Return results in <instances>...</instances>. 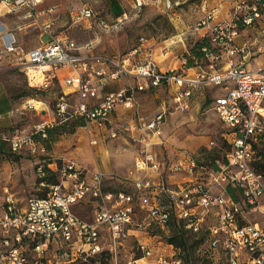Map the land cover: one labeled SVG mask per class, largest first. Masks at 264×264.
I'll use <instances>...</instances> for the list:
<instances>
[{"label": "built area", "instance_id": "built-area-1", "mask_svg": "<svg viewBox=\"0 0 264 264\" xmlns=\"http://www.w3.org/2000/svg\"><path fill=\"white\" fill-rule=\"evenodd\" d=\"M4 1L11 10L28 8L27 18H42L37 8L43 0ZM126 1L137 9L153 0ZM94 17L92 7L81 11L82 19ZM126 17L99 18L98 23L107 32H117ZM259 22H264V0H235L227 19H217L215 11L207 13L197 29L204 31L202 37L210 46L201 49L200 57H184L181 68L170 71L160 68L144 38L127 54L115 57L94 54L90 44L81 46L52 33L50 41L26 50L13 33L4 34L0 64L5 53L19 56L29 88L58 93L54 122L36 125L30 135L16 132L4 138L14 152L36 155L35 136H46L48 128L72 119L86 122L90 133L94 125L113 139L128 135L138 148L130 176H108L102 169L90 170L70 160L59 168L39 165L37 175L41 187L48 188L46 194L28 199L21 208L9 197L0 210V264H122V251L131 238L142 256L127 264H184L177 251L169 254L167 246L175 249L174 245L153 244L156 233L146 231L156 227L167 232L174 222L192 234H204V252L220 250L224 264H264V221L250 219L252 214L264 217V173L255 166L264 152V59L251 65L257 56L264 57V36L240 42ZM44 28L51 29V24ZM220 58L227 60L223 70L216 68ZM188 68L196 73L188 75ZM122 78L132 83L100 100V89ZM205 87H222L226 92L212 97L213 110L231 132L226 160L210 169L186 154L163 160L157 148L165 145L168 115L186 112ZM160 89L172 93L173 104L163 103L159 114L147 120L138 112L139 94ZM26 107L51 116L33 100ZM120 107L135 114L116 122L113 115ZM178 174L184 175L183 181L170 182L169 177ZM50 178L58 182L49 184ZM229 188L236 190L238 199ZM87 198L95 203L91 222L72 211Z\"/></svg>", "mask_w": 264, "mask_h": 264}, {"label": "rangeland", "instance_id": "rangeland-1", "mask_svg": "<svg viewBox=\"0 0 264 264\" xmlns=\"http://www.w3.org/2000/svg\"><path fill=\"white\" fill-rule=\"evenodd\" d=\"M112 1L123 2L127 13L123 28L117 32H107L98 23L99 18L110 21L113 19L111 16L123 11L118 3L111 4ZM219 1L153 0L149 5L133 9L124 0H47L44 7L49 4L55 7L56 35L68 36L81 45L91 44L98 54L121 57L144 38L147 40L146 44L152 46L157 62L162 63L166 60L177 66L178 59L182 64L183 58L189 54L192 56V48L203 39V31L197 29L198 23L207 13L217 9ZM226 1L225 8L231 10L235 0ZM85 6L92 7L97 17L82 19L81 11ZM257 36H264V22L255 24L244 33L240 42H252ZM19 58L13 54H3L0 64V137L3 140L16 132L30 135L36 130V125L46 120L54 122L53 102L57 100L58 93H55V90L40 92L29 88L18 65ZM256 59L251 61V65L257 66L264 57L257 56ZM226 63V58H220L216 68L223 70ZM180 64L177 67L181 66ZM202 93L204 94H197L186 112L171 116L168 125L163 129L165 145L157 148L163 160H177L179 156L186 154L210 169L226 158L229 150L222 135L225 126L212 109V97L221 96L225 92L222 87H215L214 90L212 87H206ZM155 98L150 96L142 101L143 106L139 107V111L143 115L153 117L158 113L161 99ZM30 100L45 103L44 106L36 101V104L44 106L40 108L48 110L51 116L43 117L35 110L28 109L26 106ZM146 101H149L146 104H150L151 107L144 106ZM87 126V123L80 119H72L66 124H55L51 133H46V136H35L34 139L38 143L36 155L28 151L14 152L10 143L6 141L7 146L0 154V210L2 211L5 200L9 197L13 198L18 208H21L28 199L46 194L48 188L44 190L41 187L37 175V168L41 164L46 168L49 164L53 168L56 166L59 168L64 160H74L90 169L100 168L108 176H130L138 144L128 135H120L116 139L106 133L97 135L98 132L96 133L97 130L93 125L90 133L85 129ZM92 140H97V144L93 145ZM261 163L264 165V156ZM261 170L264 172V168ZM56 181L50 178L48 183H57ZM109 184H112V181ZM119 184L117 182L116 188ZM114 186L115 182L110 188L114 189ZM72 211L82 215L81 210L76 206L72 207ZM250 219L253 222L264 221V217L260 214H252ZM146 231L157 234L153 244L162 242L164 246L168 244L172 234V231L163 232L156 227ZM145 237L142 236V239L144 240ZM197 240L200 239L188 237V245H192ZM137 245L134 238L127 242L126 250L122 251V264H127L131 258L142 256ZM174 247L176 250L167 246L169 254L177 251L185 264H193L191 259L187 263V253L182 248ZM205 250L206 248L200 244L197 248L190 249V252L192 256L195 254L202 258L203 264H213V262L224 264L225 257L220 250L208 252L209 254L205 253Z\"/></svg>", "mask_w": 264, "mask_h": 264}, {"label": "crops", "instance_id": "crops-1", "mask_svg": "<svg viewBox=\"0 0 264 264\" xmlns=\"http://www.w3.org/2000/svg\"><path fill=\"white\" fill-rule=\"evenodd\" d=\"M46 1L47 0H43V2L37 8L42 13V18H41V20H39L37 18H27V14L29 13L28 8L23 7V8H17L15 10H11V8L5 3L4 0H0V52L1 53L5 50V44L3 41L4 34L13 33L14 36L16 37V39L18 40L19 44L21 46H23L26 50H32V49L38 47L39 45H41L42 43L50 41L51 36L49 33L56 35L54 32V30H55V28H54V26H55V14H56L55 7H53L52 4H49V5L44 7V4ZM49 1H51V0H49ZM124 1H125V3H127L130 6V4L126 0H124ZM115 2L121 6V8H122L121 10H123V11L121 13H118L115 16H111V17H113V19H111L110 21H115L119 18H123L124 15H127L124 3L120 2V1H112L111 4H114ZM230 4H231V2H230ZM226 6H227L226 0H220L219 1L217 9L214 10L216 13L217 19H219V20L227 19L230 16V13L232 12V9H233V4H232L231 10L230 9L227 10L225 8ZM85 7H87V6H85ZM88 7H90V6H88ZM51 9L53 10L52 13L49 12V10H51ZM45 24H51V29L45 30V28H44ZM56 36L68 37V36H61V35H56ZM68 38H70V37H68ZM79 45H81V44H79ZM84 45H87V44H84ZM183 45L185 46L184 42H183ZM81 46H83V45H81ZM147 46L151 47L153 57L155 58V53L152 49V46H150V44ZM94 50H95V47L92 46L91 52L94 54H98ZM178 61L180 64V59H178ZM158 63H159L160 68L164 71H170V70H175V69L181 68V66L177 67L179 64H177V66H174L173 62L166 61V60L163 61L162 63L161 62H158ZM186 72L188 73V75L192 76L196 73V69L195 68H188L186 70ZM128 83H132V82L127 78H122L121 80L114 81V82L111 81L106 88L100 89V100L103 99V97L106 93H108L110 91H118L119 89L126 86V84H128ZM212 89L214 90L215 87H212ZM203 94L204 93L200 92V95H203ZM171 95H172V93L168 92V90H166V89H160L155 93L139 94V97H138V100L140 103L139 107L143 106L142 101L145 100V98H148L150 96H155L156 97L155 99H161V103H160L159 108H158L159 111H158V113L155 114V116H156L157 114H159L160 109H161V105L163 103H168L170 106L173 104L172 99H171ZM196 97H197V95H196ZM213 97H215V95ZM212 101H213V99H212ZM193 102H192V104H193ZM146 103H149V101L144 102V106H150L151 107L150 104L148 105ZM212 109H213V104H212ZM138 112L140 113L141 116H143L147 120H150V119L155 117V116L148 117L146 115H143L139 111V108H138ZM134 114H135L134 110L125 111L123 108L120 107L115 112V114L113 115V118L116 122H120L123 120H129L130 118L133 117ZM173 115L174 114L168 115L167 122H166V125L164 126V128H166V126L169 123L170 117ZM94 128H96V127L94 126ZM96 130H97L96 133L98 132L97 135H101L104 133L108 134V132L105 130H99L97 128H96ZM102 136H104V135H102ZM104 139H105V136H104ZM23 152L24 151L19 152V153H23ZM136 153H137V150H136ZM136 153H135V155H136ZM135 155H134V157H135ZM64 161H66V160H64ZM70 161H74V160H70ZM74 162L76 164H78L79 166L88 168L87 166L81 165L76 161H74ZM88 169H90V168H88ZM98 169H100V168H95V169H90V170L95 171ZM183 176L184 175L178 174L176 176L169 177V180H170V182L183 181V179H184ZM75 206H76V208H78L82 212L81 213L82 215H77V216H79L81 219H83L87 222H91L93 220V216H94V208L93 207L95 206V203L92 202V200L87 198L86 200H84L78 204L73 205V208Z\"/></svg>", "mask_w": 264, "mask_h": 264}, {"label": "trees", "instance_id": "trees-1", "mask_svg": "<svg viewBox=\"0 0 264 264\" xmlns=\"http://www.w3.org/2000/svg\"><path fill=\"white\" fill-rule=\"evenodd\" d=\"M204 46H210V42H209L208 38L202 39L200 42H198L192 48V51H193L192 56L200 57L202 55L201 49ZM68 122H66V123H68ZM66 123H64V124H66ZM51 129H53V128H48L47 129V133H51ZM230 133L231 132L227 128H225V131L222 134L223 138H224V142L227 145L229 151H230V147H231V144H230L231 141L230 140H232L231 137L228 136ZM6 146H7L6 140H3L0 137V154L3 153V151L6 148ZM263 156H264V152H260V154H259L260 158L255 163L256 168L259 171H261V172H263L261 169L264 168V165L261 163V159H262ZM225 160H226V158L223 161H225ZM214 167L217 168V163H216V165ZM229 192H230L232 197H234L235 199H238V194L236 193V190H234L232 188H229ZM168 230L170 232L172 231V234H171V236L169 238L168 244H171V245L177 246L179 248H182L183 251L187 253V256H186V259H188L187 263H189L191 260H193V264L194 263L196 264L198 262H202V264H203L202 258H199V256H195V254H193V256H192V253L190 252V249L193 250L194 248H197L200 244L204 248V246L206 244V236L204 234L203 235H195V234H192V233H190L188 231H185L184 226H182L181 223H177V222H174V224L169 226ZM190 236H193V237L198 238L200 240H197V241L193 242L192 245H188V237H190ZM179 257L182 259L181 256H179ZM213 264H215V263L213 262Z\"/></svg>", "mask_w": 264, "mask_h": 264}, {"label": "bare ground", "instance_id": "bare-ground-1", "mask_svg": "<svg viewBox=\"0 0 264 264\" xmlns=\"http://www.w3.org/2000/svg\"><path fill=\"white\" fill-rule=\"evenodd\" d=\"M36 101H37L39 104H44V106H45V103H43L42 101H39V100H36ZM36 101L33 100V103H34L35 106H37V108L44 107V106H41V105H39V104H36ZM43 110H44V109H43ZM139 264H143L142 261H140Z\"/></svg>", "mask_w": 264, "mask_h": 264}]
</instances>
